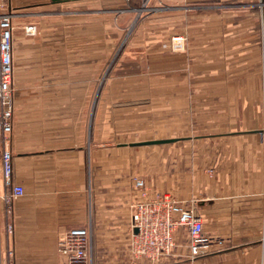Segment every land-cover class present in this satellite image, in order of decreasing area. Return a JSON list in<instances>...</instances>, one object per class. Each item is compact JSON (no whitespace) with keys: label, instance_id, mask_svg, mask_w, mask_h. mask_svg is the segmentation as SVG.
Segmentation results:
<instances>
[{"label":"crops","instance_id":"crops-1","mask_svg":"<svg viewBox=\"0 0 264 264\" xmlns=\"http://www.w3.org/2000/svg\"><path fill=\"white\" fill-rule=\"evenodd\" d=\"M136 1H9L14 9H34L43 24L36 25L40 34L35 37L14 30L16 109L9 140L0 141V264H64L58 244L75 227L91 231L92 264H264V83L248 78L252 82H235L234 92L223 91L225 78H195L194 54L187 58L193 72L186 79L176 76L178 65L171 62L164 65L171 76L151 83L161 86L155 95L170 101L180 99L179 91L162 85L184 81L187 87L201 86L198 119L204 134L167 139L172 141L162 145H171L170 151L156 153L154 176L142 177L153 193H170L195 205L210 245L191 258L189 239L180 231L173 254L157 262L136 260L129 253L134 181L125 171L116 174L114 126L98 122L99 94L84 92L83 69L89 67L84 33L96 45L98 28L84 29L83 18L104 15L115 21L120 10L138 8ZM215 37L204 29L202 39L194 42L203 73L219 68L220 52L226 51L225 33L220 30ZM192 96L187 92L182 99ZM119 146L123 155L133 147ZM5 150L11 153L12 181L24 188L10 207L4 201Z\"/></svg>","mask_w":264,"mask_h":264},{"label":"rangeland","instance_id":"rangeland-1","mask_svg":"<svg viewBox=\"0 0 264 264\" xmlns=\"http://www.w3.org/2000/svg\"><path fill=\"white\" fill-rule=\"evenodd\" d=\"M155 1L158 2L146 0L140 4L138 0V8L120 10L115 21L104 15L83 18L84 29L98 28L93 39L96 45H90L87 39L91 36L84 33V63L89 66L83 69L84 92L99 94L98 122L112 124L115 129L116 174L125 171L132 183L135 178L147 183L142 176H154L156 153H161L162 149L170 151L171 146L141 143L204 134V125L198 119L201 117L198 107L202 100L201 86L187 87L184 81L178 85H162V88L179 91L178 101L155 95L161 86L158 89L151 80L171 76L166 74L165 64H177L176 76L186 79L193 72L187 58L192 60L194 54L195 78L202 79L203 75L225 78L227 86L223 91L227 92H234V83L243 79L252 82L247 79L260 78L264 83V0H164L159 4ZM9 7L13 8L10 3ZM155 8L160 11H154ZM32 10L14 9L15 30L30 24L39 28L43 24ZM60 19L65 20H55ZM204 24H208L204 29L210 32L212 39L222 30L227 44L226 51L220 52L219 68L205 73L200 69L202 62L197 61L200 51L192 50L194 42L202 39ZM103 28H109L107 36H101ZM39 30L26 36H39ZM176 38L183 41L177 42ZM87 50L89 53H85ZM167 54L174 56L168 59ZM91 80L92 84L86 83ZM187 92H192L194 100L182 99ZM123 143L136 145L123 155L117 150ZM116 179L120 178L116 176ZM146 192L145 198L154 194L149 185ZM129 195L133 213V206L144 197L133 184ZM121 201L116 199V204ZM181 242L185 246L183 239Z\"/></svg>","mask_w":264,"mask_h":264},{"label":"built area","instance_id":"built-area-1","mask_svg":"<svg viewBox=\"0 0 264 264\" xmlns=\"http://www.w3.org/2000/svg\"><path fill=\"white\" fill-rule=\"evenodd\" d=\"M8 4V0H0V141L4 144L12 132L16 109L13 88L15 15ZM24 30L26 35L31 36L37 32V27L30 24ZM176 41L183 40L176 38ZM2 164L6 189L4 201L10 207L15 198L24 194V188L12 181L9 151L3 152ZM134 187L144 197L133 206L129 253L134 259L153 263L172 255L177 247L176 235L180 231L189 239L191 258L206 252L210 239L204 232L202 216L195 205H185L169 193H154L145 198L147 185L143 179L135 178ZM90 247V229L75 227L66 231L59 241L58 251L66 257L64 264H92Z\"/></svg>","mask_w":264,"mask_h":264},{"label":"water","instance_id":"water-1","mask_svg":"<svg viewBox=\"0 0 264 264\" xmlns=\"http://www.w3.org/2000/svg\"><path fill=\"white\" fill-rule=\"evenodd\" d=\"M71 1H77V0H51L52 3H66V2H71ZM172 140H156V141H147V142H143L141 143L142 145H152V144H164V143H168L171 142ZM132 145H136V144H132ZM137 232V230H136Z\"/></svg>","mask_w":264,"mask_h":264}]
</instances>
